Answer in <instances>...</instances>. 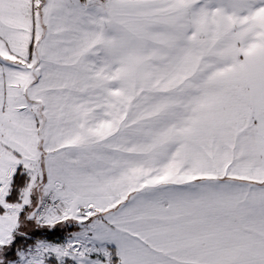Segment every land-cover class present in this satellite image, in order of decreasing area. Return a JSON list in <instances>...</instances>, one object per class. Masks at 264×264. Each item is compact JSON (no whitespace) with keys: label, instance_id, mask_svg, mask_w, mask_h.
<instances>
[{"label":"snow or ice","instance_id":"1","mask_svg":"<svg viewBox=\"0 0 264 264\" xmlns=\"http://www.w3.org/2000/svg\"><path fill=\"white\" fill-rule=\"evenodd\" d=\"M0 264H264V0H0Z\"/></svg>","mask_w":264,"mask_h":264}]
</instances>
